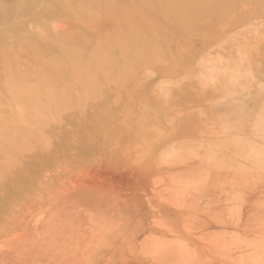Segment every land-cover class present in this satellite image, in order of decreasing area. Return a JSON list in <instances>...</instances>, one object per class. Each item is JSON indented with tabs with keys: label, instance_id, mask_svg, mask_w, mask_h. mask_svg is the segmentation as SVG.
<instances>
[{
	"label": "rangeland",
	"instance_id": "1",
	"mask_svg": "<svg viewBox=\"0 0 264 264\" xmlns=\"http://www.w3.org/2000/svg\"><path fill=\"white\" fill-rule=\"evenodd\" d=\"M80 1L61 35L103 25ZM195 1L143 0L141 62L98 51L104 87L52 72L63 96L9 119L0 264H264V0Z\"/></svg>",
	"mask_w": 264,
	"mask_h": 264
},
{
	"label": "bare ground",
	"instance_id": "2",
	"mask_svg": "<svg viewBox=\"0 0 264 264\" xmlns=\"http://www.w3.org/2000/svg\"><path fill=\"white\" fill-rule=\"evenodd\" d=\"M127 1L129 0H81L80 4L83 9L88 12L91 17H93L90 19L95 21V18L99 16L98 18L102 19L103 25H88L86 30L83 32H79V30H77V32H70L68 29L70 34L63 36L64 34L61 35V28L63 26L61 24V18L65 10H69L68 14L70 16L75 15L73 7L68 6V8L67 5H65L66 2L62 3L61 0H58V2L54 3V0H46L45 6L42 8L40 7L41 10H37L38 5L42 3L43 0H0V26H6L4 30L2 29L3 31H0V96L6 95L7 98L10 99L8 104L0 97V134H3L1 131L4 130L6 124L10 122L9 119L14 117L15 114H20L22 118L29 116L32 112V105L41 104L43 106L46 103H51L50 101L53 102V100L58 98L59 95H62L64 89H61L58 82H50L46 79V77L52 72H57L58 75L64 77L65 79H69L68 82H70L72 80L75 81L76 79H79L80 77L76 78L78 76H76V74L79 73L78 71L85 70V67L91 68L90 70L94 69L93 72L91 71V74H87V69L85 70L87 73H84V75L92 77L91 81L94 89L97 84L104 87L108 80V77H106L103 73H99L100 65L98 60L99 56L97 57V54L100 52L104 56L103 59L105 58L106 60L105 62H101L104 65L105 63H110V65L112 63L121 65L124 64V68L129 69L134 63H138L140 61V50H142L140 49V35L142 34L141 28L143 27L144 20L142 18V14L139 13L142 12L139 7L142 5L143 0H131L134 2V5L132 4L131 7L128 6ZM196 1L193 2L194 5L196 4ZM245 1L246 0H244V2ZM121 15H123V18L120 19ZM80 20L82 21L83 19ZM23 21H26L31 25V28L29 27L30 29H28L26 36L30 39L29 42L25 43V41L20 45L22 48H25V53L21 52L23 49L18 51L16 48L22 41L20 37L21 34L17 31H19V27L24 23ZM49 21H55L54 26V23L52 24L51 22L54 28L50 26V23H48ZM98 21H100V19ZM189 23L191 22H188L187 24ZM25 30H27V28ZM10 36L12 37V41L9 42L7 39ZM156 38L159 37L157 36ZM95 40L97 41V45H99L98 47L96 46V49L94 48L95 46H93L94 50L92 49L93 51L91 52L88 48ZM98 48L100 50H98ZM116 49H118V54L116 53ZM14 53L25 55V57H21L23 59H20L23 64L22 68H18L15 65L19 59L14 56ZM89 65H91V67ZM78 67H81V69L78 70ZM103 71L105 72V70ZM80 75L82 76L83 74ZM92 83H88V86ZM87 95L89 96L88 93ZM92 96H94L93 92ZM37 106L38 105L35 107ZM4 110H8V113ZM35 110L33 112H36ZM3 111L8 115H4ZM5 138H3V141ZM3 143L6 144V142ZM1 145L2 144H0V147ZM2 179L0 181H2ZM259 214L262 215V213ZM255 221L257 223V220ZM261 229L263 228H260V230ZM260 230L257 234H260ZM263 230L261 232H263ZM260 238L258 239L262 241L263 238ZM260 243L264 244V241ZM260 243H257L256 245L260 246Z\"/></svg>",
	"mask_w": 264,
	"mask_h": 264
}]
</instances>
